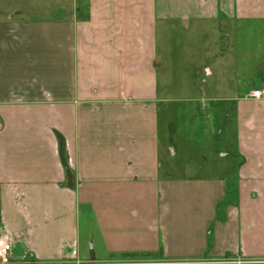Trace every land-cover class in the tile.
I'll return each mask as SVG.
<instances>
[{
  "label": "crops",
  "instance_id": "1",
  "mask_svg": "<svg viewBox=\"0 0 264 264\" xmlns=\"http://www.w3.org/2000/svg\"><path fill=\"white\" fill-rule=\"evenodd\" d=\"M0 15L9 264H264V32L247 46L264 0H0ZM191 59L208 86L191 118L224 136L205 125L188 171L160 111L169 62Z\"/></svg>",
  "mask_w": 264,
  "mask_h": 264
},
{
  "label": "rangeland",
  "instance_id": "2",
  "mask_svg": "<svg viewBox=\"0 0 264 264\" xmlns=\"http://www.w3.org/2000/svg\"><path fill=\"white\" fill-rule=\"evenodd\" d=\"M1 8L6 9V7ZM41 8H45V12L47 11L44 15L51 16L52 13L57 14L59 12L58 9L63 8V2L54 1L51 4L49 3L47 5L41 6ZM247 30L248 33L251 32L252 34L251 38L247 39V46H251L250 48H254V46L256 45V37L254 36V34L258 31L264 32V28H262L261 26L252 25L247 27ZM249 56V66L252 65L254 68H258L259 58H257V55L251 54ZM196 68L197 65L194 64L193 59H191L187 63H184L182 66L175 64L174 62H169V66L165 71L168 74L167 85L166 87H161V89H163L161 92L162 97L163 95H165L166 99L168 100L167 103L161 106L160 114L162 122L164 125L166 124L165 127H170V129L176 131V137H179L180 139V141L178 142H180L181 144H186L190 147H188L187 152H183L182 157L184 156V159L180 158L179 156V158L175 160L177 166L176 168L185 169L188 171L194 168H199L196 164L198 160L194 161L190 158L186 159L185 156L188 155V153L191 154V151L194 149L193 147H200L203 144L209 142V135H206L204 133L205 131H201L203 127L209 124L210 127L214 126L218 133L220 132L221 128H223V125L221 123L217 122V124L214 125L211 120L209 121L206 115L203 114L196 115V117L191 118L192 109L190 108V106H192L193 103L187 102V100L198 96L202 86L208 88L207 85L202 84L203 80L206 79V72L204 70L199 71L201 78L197 77L196 72L198 71L196 70ZM219 118L218 120L221 121L222 118ZM219 136L223 138L224 135H220L219 133L218 135H216V140L214 142L210 141L211 143L209 142V144L212 145V143H216L217 147H221V139L219 140ZM175 140L172 142V144H177ZM211 145L208 146L209 151L211 150ZM193 152L195 153L196 151ZM211 166L212 165H210L209 167ZM201 168L206 169L207 167L203 166Z\"/></svg>",
  "mask_w": 264,
  "mask_h": 264
},
{
  "label": "built area",
  "instance_id": "3",
  "mask_svg": "<svg viewBox=\"0 0 264 264\" xmlns=\"http://www.w3.org/2000/svg\"><path fill=\"white\" fill-rule=\"evenodd\" d=\"M250 96L253 99L264 100V85L260 88L254 89ZM12 250L13 245L11 242L5 237H0V261L2 264H9Z\"/></svg>",
  "mask_w": 264,
  "mask_h": 264
}]
</instances>
